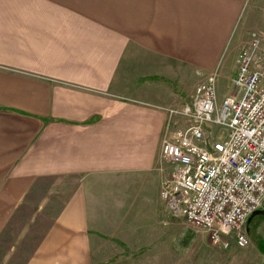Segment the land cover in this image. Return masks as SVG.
Instances as JSON below:
<instances>
[{
  "label": "crops",
  "instance_id": "crops-1",
  "mask_svg": "<svg viewBox=\"0 0 264 264\" xmlns=\"http://www.w3.org/2000/svg\"><path fill=\"white\" fill-rule=\"evenodd\" d=\"M246 2L0 0V264H114L109 239L170 222L168 108L236 76Z\"/></svg>",
  "mask_w": 264,
  "mask_h": 264
},
{
  "label": "built area",
  "instance_id": "built-area-1",
  "mask_svg": "<svg viewBox=\"0 0 264 264\" xmlns=\"http://www.w3.org/2000/svg\"><path fill=\"white\" fill-rule=\"evenodd\" d=\"M256 37L237 58L231 93L218 102V70L207 74L191 101L172 114L189 123L166 137L161 157L172 167L162 184L168 208L206 232L214 244L247 247L250 216L264 206V57ZM222 128L212 142L206 125Z\"/></svg>",
  "mask_w": 264,
  "mask_h": 264
},
{
  "label": "rangeland",
  "instance_id": "rangeland-1",
  "mask_svg": "<svg viewBox=\"0 0 264 264\" xmlns=\"http://www.w3.org/2000/svg\"><path fill=\"white\" fill-rule=\"evenodd\" d=\"M254 33H256L257 36H260L261 34V44L258 51L260 52V55L264 57V0H247L244 4L243 10H241L236 20L233 32L230 36V41L228 40L229 47L227 46L223 57L226 58L227 61H230L229 57L231 55L229 53L234 48V57L236 58L237 64V58L241 50L246 46H251L256 38ZM220 61H222V57ZM215 70H218L220 73L219 68ZM234 78L235 77L231 75L225 77L224 75L221 74L220 76L219 74L217 87L219 86L220 88L224 85L227 91H232ZM191 98L188 102L191 101ZM218 100V102H221L220 100L222 99L218 98ZM182 106L176 108H181ZM170 108H168V119L170 120L163 133L161 146L166 137H176L178 135L176 132L183 130L189 123L185 116L177 113L172 114L169 110ZM171 124H181V127L177 128L176 131L173 129V131ZM221 132L222 128L219 126L214 124L206 125V141H214L219 135H222ZM166 167L169 168V171L167 170V177H169L173 167H170V165H167ZM166 209L169 212L170 222H156L150 224L149 222H133L138 225L145 224L147 226L149 224L153 230L148 233H142L139 231L136 238H134V242L121 243L114 239L113 241H110L111 239H109L108 243H106L107 251H105L107 263L264 264L263 215H257L248 222L247 233L250 238V243L247 247H239L233 241L231 242L230 247L224 248L218 244H214L206 232L190 223L184 218V216L171 211L167 206ZM261 209H264V206Z\"/></svg>",
  "mask_w": 264,
  "mask_h": 264
},
{
  "label": "water",
  "instance_id": "water-1",
  "mask_svg": "<svg viewBox=\"0 0 264 264\" xmlns=\"http://www.w3.org/2000/svg\"><path fill=\"white\" fill-rule=\"evenodd\" d=\"M256 215H264V209H258V210H256L255 212H253V214L250 216V218H249V221H251L252 220V218L254 217V216H256Z\"/></svg>",
  "mask_w": 264,
  "mask_h": 264
},
{
  "label": "trees",
  "instance_id": "trees-1",
  "mask_svg": "<svg viewBox=\"0 0 264 264\" xmlns=\"http://www.w3.org/2000/svg\"><path fill=\"white\" fill-rule=\"evenodd\" d=\"M263 216H264V215H263ZM254 217H255V216H254ZM254 217H253V218H254ZM253 218H252V219H253Z\"/></svg>",
  "mask_w": 264,
  "mask_h": 264
}]
</instances>
